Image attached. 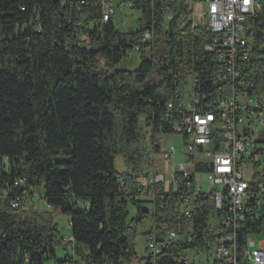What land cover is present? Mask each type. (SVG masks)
I'll return each mask as SVG.
<instances>
[{
	"label": "trees",
	"instance_id": "16d2710c",
	"mask_svg": "<svg viewBox=\"0 0 264 264\" xmlns=\"http://www.w3.org/2000/svg\"><path fill=\"white\" fill-rule=\"evenodd\" d=\"M164 1L134 0L129 11L138 13V29L121 33L114 18L101 23V0H0V264H44L54 248L73 254L57 264L138 260L137 219L155 227V201L152 213L145 212L136 193L147 162L143 131L168 134L166 106L177 105L192 77L203 85L218 69L216 55L204 51L213 36L204 26L179 30L174 22L165 24ZM172 11L188 9L175 0ZM150 25L153 42L142 46ZM254 41L256 48L264 42ZM138 45V68L117 70ZM244 80L264 93V55L258 51ZM213 90V96L226 91ZM59 157L68 161L57 162ZM117 157L123 173L115 169ZM16 181L21 185L12 190ZM35 191L69 218V249L49 214L26 216L24 200ZM85 202L84 209L76 208ZM129 205L137 212L131 220ZM263 224L257 226L264 230ZM255 233L248 223L239 244ZM184 250L171 246L156 258L149 254L144 264H180Z\"/></svg>",
	"mask_w": 264,
	"mask_h": 264
},
{
	"label": "built area",
	"instance_id": "2783aa9c",
	"mask_svg": "<svg viewBox=\"0 0 264 264\" xmlns=\"http://www.w3.org/2000/svg\"><path fill=\"white\" fill-rule=\"evenodd\" d=\"M133 3L101 0V23L113 20L116 4L123 11ZM174 3L161 5L165 24L174 22L179 30L204 26L213 36L204 51L216 55L218 69L203 85L192 77L189 93L176 106H166L163 130L184 137L185 163L169 179L154 162L142 169L137 196L152 204L150 213L155 201V227L145 248L156 258L171 246L184 247L178 253L180 264H264V241L254 239L264 234L257 226L264 223V141L254 137L264 129V93L244 80L254 52L264 55V42L256 48L254 41L264 40V0H183L188 11L179 14L172 11ZM153 38L150 25L140 43L150 45ZM141 45L128 55L142 51ZM217 88L226 91L213 96ZM175 153L172 147L161 152L160 161L165 164ZM202 175L207 190L198 181ZM144 177H152V184H144ZM19 185L21 181L14 182L12 190ZM11 207H18V199ZM248 223L257 234L246 235L239 244L240 229ZM63 244L69 249L68 237Z\"/></svg>",
	"mask_w": 264,
	"mask_h": 264
},
{
	"label": "rangeland",
	"instance_id": "374dc122",
	"mask_svg": "<svg viewBox=\"0 0 264 264\" xmlns=\"http://www.w3.org/2000/svg\"><path fill=\"white\" fill-rule=\"evenodd\" d=\"M199 11L204 10L202 7H198ZM138 13L135 11H129L124 10L122 12H117L116 16L114 17V25L120 31L121 33H127V32H133L138 29ZM264 18V14H263ZM201 18L198 17V21L201 23ZM147 52V51H146ZM146 57H150L149 53H145ZM141 54L140 53H134L132 55H129L125 59H123L116 67L119 71H134L138 68L140 63ZM156 81V78H155ZM190 90V82H187L185 93L188 94ZM143 123V122H142ZM144 136H145V152L147 154V162H154L158 164V171L160 170V167L162 168V172L165 171V176L167 179H169L173 169L180 163H185V154H184V137L172 133L168 134H162V133H156L152 134V131L150 128L144 129ZM255 138L259 139V142L264 141V129H258L255 132ZM174 148L176 153L174 157L163 164L160 161L161 152L168 151L169 148ZM158 148L160 151L159 154H154L153 149ZM57 162H66L68 159L64 157H59L56 159ZM146 162V164H147ZM145 164V165H146ZM115 169L118 173H123L126 171L123 161L121 157H117L115 160ZM152 179V177H149ZM198 181L202 184V187L204 190H207L209 185L206 180V177L204 175L199 176ZM40 191H35L33 193L32 200H24L23 208L26 213V216H30L32 211H41L43 213L49 214L51 216V219L54 224L57 225V233L59 239L67 238L70 236L71 231L69 227V218L62 213L58 209L55 208H49L45 204H43L39 198ZM88 205V203H78L75 204L76 208L78 209H84V206ZM140 208L147 212L150 210V204L149 203H142L140 205ZM137 215V212L135 208L132 205L128 206V219H134ZM154 225L149 220H141L137 223V230H136V238H135V252L137 254L138 260H136L133 264H144V259L150 254L149 251L145 248L146 243V236L149 231L152 230ZM256 241L262 240L264 241V234L257 236L254 238ZM51 254V258L47 260L44 264H57V262H61L66 257H73V254L70 250L64 251L62 248H54L49 251ZM76 260L77 258L74 257Z\"/></svg>",
	"mask_w": 264,
	"mask_h": 264
},
{
	"label": "bare ground",
	"instance_id": "6f19581e",
	"mask_svg": "<svg viewBox=\"0 0 264 264\" xmlns=\"http://www.w3.org/2000/svg\"><path fill=\"white\" fill-rule=\"evenodd\" d=\"M144 184H152V179H150L149 177L144 178ZM69 239V243L72 242V239L70 237H68Z\"/></svg>",
	"mask_w": 264,
	"mask_h": 264
},
{
	"label": "crops",
	"instance_id": "0c3cea01",
	"mask_svg": "<svg viewBox=\"0 0 264 264\" xmlns=\"http://www.w3.org/2000/svg\"><path fill=\"white\" fill-rule=\"evenodd\" d=\"M140 201L148 203V202H147V199H146V198H144V197H143V198H141V200H140ZM148 212H149V211H148ZM139 222H140V221H139ZM137 223H138V222H137Z\"/></svg>",
	"mask_w": 264,
	"mask_h": 264
},
{
	"label": "water",
	"instance_id": "95a60500",
	"mask_svg": "<svg viewBox=\"0 0 264 264\" xmlns=\"http://www.w3.org/2000/svg\"><path fill=\"white\" fill-rule=\"evenodd\" d=\"M140 220L139 219H137V222H139Z\"/></svg>",
	"mask_w": 264,
	"mask_h": 264
}]
</instances>
